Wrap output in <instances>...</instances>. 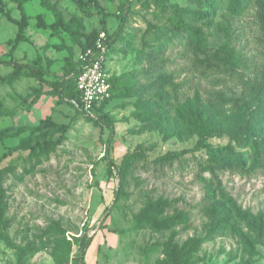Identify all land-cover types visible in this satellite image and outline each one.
Returning <instances> with one entry per match:
<instances>
[{"label":"rangeland","instance_id":"rangeland-1","mask_svg":"<svg viewBox=\"0 0 264 264\" xmlns=\"http://www.w3.org/2000/svg\"><path fill=\"white\" fill-rule=\"evenodd\" d=\"M84 1L28 0L15 44L17 3L0 0V264H17L18 248L24 264H55L57 238L76 264L82 233L84 264H175L192 242L188 264H264V0ZM125 11L108 59L118 90L100 113L108 144V126L53 86ZM56 15L69 29L51 28ZM13 62L20 75L2 80ZM46 118L63 127L17 131ZM208 125L248 143L221 133L196 145Z\"/></svg>","mask_w":264,"mask_h":264},{"label":"trees","instance_id":"trees-1","mask_svg":"<svg viewBox=\"0 0 264 264\" xmlns=\"http://www.w3.org/2000/svg\"><path fill=\"white\" fill-rule=\"evenodd\" d=\"M13 1H15L17 3V7H18L19 12H20V18L18 20H15V22L18 26L17 35H16L15 41H14V43L16 44L24 38V30L28 25L29 16L27 15L25 8H24V3L27 2L28 0H13ZM73 1L81 9L85 6L84 0H73ZM239 1L240 0H236V2H237L236 5H239ZM126 17H127V11H125L123 13L117 28L113 32H109V31H106L104 29V31L107 34L108 55L111 54V48H112L113 42L122 33V29H123ZM50 26L54 30H56L60 26L69 29L68 26H66L63 23V21L59 15H56V21H54ZM96 35L97 34H95L94 36L88 35L86 37L85 44L80 49H84L87 46H89L92 43L93 38ZM13 65H14L13 71L9 75L3 76L1 78L2 80L11 82L12 80H14L15 78H17L20 75L22 65L20 63H17V62H13ZM79 70H80V63L76 59H73L71 62L70 68L67 72L66 79L62 80V81L54 82L53 90L59 95L60 98H66L67 100H70V99L79 100V92H78L76 85H75V76ZM110 82H111V97H110V99L101 103L100 105H95L93 107V110H92V113H93L92 116L89 114H86L84 111L74 107L71 104L81 114L86 115L87 117H90V118L97 117L99 120H101L103 123H105L108 126L109 132H110L109 137H108V144L110 143V139H111L110 136H111L114 128H113L111 121L108 118H106V115H100V113L104 109L105 105L112 98H114V96L117 93L118 77H116L114 73L112 74V76L110 78ZM263 90H264V78H263V81H262L259 89L255 93V96L257 97V95L261 94L263 92ZM38 96L39 95L36 94L33 97V99H32L33 103L36 102V100L38 99ZM255 101H256V99H255ZM8 112L9 111L7 109H1L0 108V114H4V113H8ZM62 127H63V125L56 123L55 121L51 120L50 118H46V119L40 120V122L38 124H35V125H21L17 128V131L29 129L31 133H35V132H42V131H45V130H48L51 128L52 129H59ZM198 132H199V134H198L199 140H198L196 145L204 142L209 137L216 136V135H219L221 133H228L230 135V138L234 139L235 142L239 146H243V145H246L248 143V137L247 136L237 137V135L235 133H233V131L223 130V129L217 128L213 125H208L206 127H200ZM48 148H49L48 142L43 141L42 143L37 145L36 151H40L41 149H48ZM186 150L187 149L167 152L166 154L163 155V158H167V157H170L173 155L181 154L182 152H185ZM224 153H225L226 158L229 161H234L236 164L244 166L245 160L242 158V154L235 152L231 146L224 149ZM216 156H218V155H215V157ZM129 158H130V154H127L123 157V159L119 165V170H118V172L120 174L123 173L124 169L127 167ZM3 213H4V204L2 202H0V224L2 223ZM166 222L170 223L171 221H166ZM90 240H91V237H87L86 233L81 234L80 244H79L81 256H80V260L76 264H84V261H83L84 253H85L86 247L88 246ZM67 244H68V242L64 238L63 239H61V238L55 239V245H54L53 251H52V258H53L55 264H65V262L67 260L66 256H67L68 250H69V247ZM195 246H196V243L192 242L191 244L187 245L186 247H184L183 249H181L180 251L175 253V256H174L175 264H188L189 263V259L187 256L188 252L192 248H194ZM24 251H25L24 248H18L17 249V256H18L17 257V264H24V262H23Z\"/></svg>","mask_w":264,"mask_h":264},{"label":"built area","instance_id":"built-area-1","mask_svg":"<svg viewBox=\"0 0 264 264\" xmlns=\"http://www.w3.org/2000/svg\"><path fill=\"white\" fill-rule=\"evenodd\" d=\"M109 56L107 34L101 30L89 46L79 50L76 57L80 63V70L75 76L79 100L68 101L91 116L95 105H100L111 97L110 78L113 71L108 67Z\"/></svg>","mask_w":264,"mask_h":264}]
</instances>
